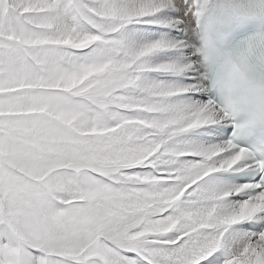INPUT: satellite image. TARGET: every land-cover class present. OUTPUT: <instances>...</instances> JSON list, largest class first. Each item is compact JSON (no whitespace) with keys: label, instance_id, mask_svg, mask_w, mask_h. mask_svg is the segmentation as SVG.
Masks as SVG:
<instances>
[{"label":"snow or ice","instance_id":"snow-or-ice-1","mask_svg":"<svg viewBox=\"0 0 264 264\" xmlns=\"http://www.w3.org/2000/svg\"><path fill=\"white\" fill-rule=\"evenodd\" d=\"M257 14L0 0V264H264V152L212 83L264 71V35L219 47Z\"/></svg>","mask_w":264,"mask_h":264},{"label":"clouds","instance_id":"clouds-1","mask_svg":"<svg viewBox=\"0 0 264 264\" xmlns=\"http://www.w3.org/2000/svg\"><path fill=\"white\" fill-rule=\"evenodd\" d=\"M220 95L231 102L237 120L255 128H264V71L236 72L229 64L217 68Z\"/></svg>","mask_w":264,"mask_h":264}]
</instances>
